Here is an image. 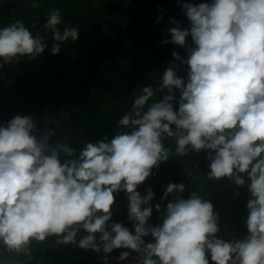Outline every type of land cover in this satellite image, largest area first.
I'll return each mask as SVG.
<instances>
[{
    "label": "clouds",
    "instance_id": "clouds-1",
    "mask_svg": "<svg viewBox=\"0 0 264 264\" xmlns=\"http://www.w3.org/2000/svg\"><path fill=\"white\" fill-rule=\"evenodd\" d=\"M182 8L190 27L168 29L171 39L163 42L183 47L191 36L195 47L186 60L172 53L188 65L187 82L172 65L155 90L143 87L118 121L127 131L86 142L77 153L65 142L50 144L53 130L37 137L32 115H16L0 126V247L5 252L31 258L33 242L54 236L57 245L73 243L97 253L129 249L118 260L135 252L138 264H264V0H212ZM61 23L54 9L44 24L52 32V54L79 36L70 25L61 32ZM46 48L44 37L33 35L21 20L0 28V68L21 57L35 59ZM157 92L161 98L149 103ZM166 139L174 140L181 157L206 151L209 181L226 179L246 188L247 235L218 237L213 204L196 191L182 198L183 183L167 184L161 200L177 195L167 203L162 223L148 224L154 193L149 188L141 196L136 189L169 159ZM120 191L134 232L109 223L114 193ZM154 207L160 211V204ZM81 229L86 234L77 243ZM149 234L153 239L146 243L142 237ZM107 260L105 255L103 264Z\"/></svg>",
    "mask_w": 264,
    "mask_h": 264
},
{
    "label": "trees",
    "instance_id": "trees-1",
    "mask_svg": "<svg viewBox=\"0 0 264 264\" xmlns=\"http://www.w3.org/2000/svg\"><path fill=\"white\" fill-rule=\"evenodd\" d=\"M33 2L38 7H31ZM186 3L211 4L212 0H0V28L21 20L33 35L43 36L49 47L35 59L21 57L0 68V126H6L16 115H32L37 121V137L53 130L50 144L65 142L77 153L86 142L95 143L104 136L110 139L118 131H127L118 121L131 110L143 87L151 85L155 90L164 71L172 65L187 82L188 65L172 53L186 60L188 49L195 47L191 36L186 37L183 47L163 42L171 39L168 29L190 27L182 8ZM54 9L62 17L58 25L61 32L69 25L79 29L78 39L62 42L58 54L51 53L52 32L44 28ZM179 95V91L174 92L175 100ZM160 98L157 92L149 103ZM175 100L173 107L177 110ZM164 143L172 149L169 159L153 168V174L136 189L141 196L149 188L154 193L148 224H161L167 203L177 195L172 193L161 200L167 184L183 183L185 191L179 194L182 198L196 191L213 204L220 224L226 228L221 232L222 239H242L247 235L246 188L231 185L226 179L209 181L206 151H190L181 157L175 154L174 140L166 139ZM59 159L64 162L63 153ZM114 195L109 223L119 222L134 232L128 220L125 192ZM156 204L161 206L159 212ZM85 234L82 229L78 231L77 243ZM95 236L98 241L99 233ZM217 236L221 238L218 233ZM142 239L147 243L153 238L149 234ZM56 240L53 236L42 243L33 242L31 258L7 253L0 247V264H103L105 255L113 259L107 264H138L135 252H130L127 260H118L120 253L129 249L105 254L73 243L57 245Z\"/></svg>",
    "mask_w": 264,
    "mask_h": 264
},
{
    "label": "rangeland",
    "instance_id": "rangeland-1",
    "mask_svg": "<svg viewBox=\"0 0 264 264\" xmlns=\"http://www.w3.org/2000/svg\"><path fill=\"white\" fill-rule=\"evenodd\" d=\"M227 218L230 216V214L228 213V211L226 212V215H225ZM220 219L218 220V225H219V232H218V235L220 234L221 235V238L224 237V235L221 234L222 230L226 229L222 224H220ZM108 261L109 262H113V259L111 258H108ZM13 264H21V261H18V262H14Z\"/></svg>",
    "mask_w": 264,
    "mask_h": 264
}]
</instances>
